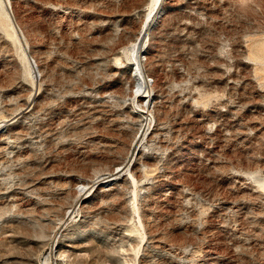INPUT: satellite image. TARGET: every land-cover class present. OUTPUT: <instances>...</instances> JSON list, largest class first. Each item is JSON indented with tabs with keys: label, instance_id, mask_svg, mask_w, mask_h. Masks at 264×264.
Wrapping results in <instances>:
<instances>
[{
	"label": "rangeland",
	"instance_id": "obj_1",
	"mask_svg": "<svg viewBox=\"0 0 264 264\" xmlns=\"http://www.w3.org/2000/svg\"><path fill=\"white\" fill-rule=\"evenodd\" d=\"M156 1L0 0V264H264V0Z\"/></svg>",
	"mask_w": 264,
	"mask_h": 264
},
{
	"label": "bare ground",
	"instance_id": "obj_2",
	"mask_svg": "<svg viewBox=\"0 0 264 264\" xmlns=\"http://www.w3.org/2000/svg\"><path fill=\"white\" fill-rule=\"evenodd\" d=\"M155 1V0H154ZM157 3L159 2L158 0L156 1ZM157 5V4H156ZM155 8V7H154ZM139 44V43H138ZM142 46V45H141ZM140 46V44L139 45H137L136 46V57H135V60H136V63H137V66H140L141 64H142V56H143V54H144V50H143V48ZM139 68V67H138ZM135 76V75H134ZM145 84H147V81H146V83ZM142 86H144V81H143V79H139L138 81H137V87H142ZM153 90V89H152ZM147 98H149V97H147ZM151 98V97H150ZM145 102V101H144ZM144 102H143V105H144ZM152 103V102H151ZM142 104V103H141ZM148 104V103H147ZM146 104V105H147ZM151 105V104H150ZM148 106H149V104H148ZM153 106V105H152ZM152 108V107H151ZM148 111V110H147ZM135 114V113H134ZM6 126V125H5ZM4 128V127H3ZM138 142V141H137ZM136 142V143H137ZM135 148V147H134ZM133 155V154H132ZM131 155V156H132ZM134 159V157H132V160ZM131 160V159H130ZM121 164V163H120ZM123 164V163H122ZM120 165V166H116L117 168L112 172V174L111 175H109V176H106V177H100V178H98L97 180H96V182L95 181H92L91 183H93L92 185H90V182H89V184H87V185H84V186H82L81 187V190L80 191H78L79 193V195H80V202L81 203H83L84 201H85V199H86V197H88L87 196V194L90 192V191H94V188L95 187H97L98 185H101V184H103L104 182H106L107 180L108 181H116L118 178H120L127 170H129V168H131L130 167V164H132V163H127V164H123V165ZM118 165H119V163H118ZM112 183V182H111ZM107 184V183H106ZM105 185V184H104ZM87 200V199H86ZM84 204V203H83ZM79 205H81V204H79ZM85 205V204H84ZM82 206V205H81ZM76 207V206H75ZM74 212H75V210L73 209V210H70L69 211V213L67 214V218H72L73 216V214H74Z\"/></svg>",
	"mask_w": 264,
	"mask_h": 264
}]
</instances>
